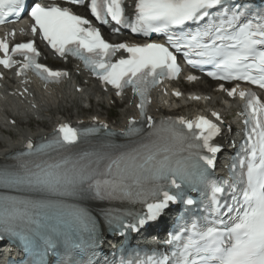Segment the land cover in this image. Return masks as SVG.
<instances>
[{"label": "snow or ice", "instance_id": "obj_1", "mask_svg": "<svg viewBox=\"0 0 264 264\" xmlns=\"http://www.w3.org/2000/svg\"><path fill=\"white\" fill-rule=\"evenodd\" d=\"M68 2L88 9L101 25L114 22L115 32L164 34L166 42L109 43L93 19L63 3L0 0V24L27 12L33 36L59 56L83 61L117 95L130 87L139 110L119 130L124 144H115L116 132L93 117L90 126L65 122L39 142L29 138L0 162V239L16 241L25 264H264V98L239 84H220L229 97L239 95L244 102L239 114L246 137L227 178L214 175L221 113L212 111L214 119L149 114L151 90L181 72L177 54L195 68L210 66L207 75L217 80L264 89V7L239 0H132L127 11L125 0ZM0 52V65H16L17 75L31 69L45 82L69 75L39 62L34 40L10 47L0 39ZM120 52L126 55L114 59ZM102 130L106 137L93 146ZM88 201L119 206L94 214ZM174 205L202 212L182 220L165 241L166 251L143 259L97 257L105 225L121 235L139 232Z\"/></svg>", "mask_w": 264, "mask_h": 264}, {"label": "bare ground", "instance_id": "obj_2", "mask_svg": "<svg viewBox=\"0 0 264 264\" xmlns=\"http://www.w3.org/2000/svg\"><path fill=\"white\" fill-rule=\"evenodd\" d=\"M210 84L212 83L202 81L188 88L197 90L196 93L201 96L199 100L206 101V104L208 103L207 106L221 107L224 113H227L228 110L226 109V105L222 106L220 104V94L212 90V88L208 86ZM32 93L28 106L20 105L13 100L0 99V116H6V118H8L6 120L11 118L15 121V125H8L0 119V158L3 157L5 152L10 150L11 147L19 145L22 137L37 135L40 131L42 132V130H48L58 119L77 118L78 112H82L80 108L81 96L73 93L69 87L47 91L32 89ZM91 93H94L95 96L98 97L95 88L87 86L84 96H90ZM208 98L209 100H207ZM102 101L109 102L105 97H102ZM179 104H181V102L176 103V105ZM124 105L118 113L121 121H124L127 116L131 115L132 111L128 107L127 102H125ZM162 106L163 102L161 100L155 101L152 106L153 113L157 114L159 112H164ZM94 107H96V104L91 103V108ZM205 107V104L190 102L186 105L185 103L181 104L180 111H186L192 108L204 109ZM92 115L99 116L97 111H93ZM35 118L42 120L40 123L42 128L30 129L26 126ZM101 118L109 119V117L105 118L102 116ZM46 123L50 125L47 127L45 126Z\"/></svg>", "mask_w": 264, "mask_h": 264}, {"label": "rangeland", "instance_id": "obj_3", "mask_svg": "<svg viewBox=\"0 0 264 264\" xmlns=\"http://www.w3.org/2000/svg\"><path fill=\"white\" fill-rule=\"evenodd\" d=\"M92 109H94V110H92V111L90 110V111H87V112L84 111V116L87 117V115L93 113V111H97L99 113V115L100 114L103 115L102 117H105V118L109 117V114H110L112 116L111 119H114V121H117L119 119V114L118 113H119L120 109H118V108H113V109L108 110V109H104L103 107H99V106L96 105V107H94ZM30 122L31 123L29 125L28 124L26 125L30 129H36V128L40 129V128H42V126L40 125L42 120H40L38 118H35L34 120H31ZM48 125H49L48 123L45 124V126H48Z\"/></svg>", "mask_w": 264, "mask_h": 264}]
</instances>
